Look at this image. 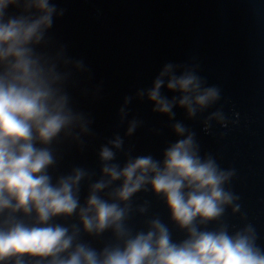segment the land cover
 I'll use <instances>...</instances> for the list:
<instances>
[{
  "label": "clouds",
  "instance_id": "obj_1",
  "mask_svg": "<svg viewBox=\"0 0 264 264\" xmlns=\"http://www.w3.org/2000/svg\"><path fill=\"white\" fill-rule=\"evenodd\" d=\"M19 3L0 0V264H264L255 227L248 223L230 231L224 220L229 208L233 215L241 210L239 196L227 187L234 170L202 156L195 133L180 122L173 125L180 139L162 160L138 156L121 167L112 161L123 139L116 136L108 142L111 147L102 146V176L89 185L83 203L80 185L89 175L84 168L53 178V145L67 137L79 141L90 132L91 121L72 107L67 73L58 69V60L36 51L52 26L55 6L50 0H24V11L38 14L5 19L9 6ZM164 77L178 99L161 95ZM147 96L153 110L170 119L174 106L191 119L221 99L220 90L206 86L194 70L175 75L172 65L165 66ZM212 121L229 123L220 109L204 121L205 131ZM136 127L131 121L127 135ZM149 188L164 201L170 221L186 233L181 242L173 241L159 217L148 220L145 230L130 224L131 198ZM138 211L145 213L147 206ZM73 217L76 223L57 222ZM82 234H109L110 239L97 248Z\"/></svg>",
  "mask_w": 264,
  "mask_h": 264
},
{
  "label": "water",
  "instance_id": "obj_2",
  "mask_svg": "<svg viewBox=\"0 0 264 264\" xmlns=\"http://www.w3.org/2000/svg\"><path fill=\"white\" fill-rule=\"evenodd\" d=\"M23 5L20 0L9 6L5 19L38 14L25 12ZM50 5L56 8L52 26L36 51L58 60V69L67 73L72 107L91 121L90 132L79 141L67 137L53 145V178L84 168L89 175L80 185L83 203L89 185L102 176V146L111 147L108 142L116 136L123 139L112 161L121 167L138 156L162 160L180 139L173 130L180 122L195 133L202 156L211 155L221 168L235 172L227 187L239 196L241 210L226 211L230 231L250 223L264 247V0H50ZM167 65L175 75L194 70L206 86L220 90V101L191 119L179 106L173 107L172 119L154 111L147 92ZM167 80L161 95L178 99ZM217 109L225 113L227 127L212 121L205 131L204 121ZM133 120L137 127L127 135ZM130 203L135 230H145L148 220L159 217L174 242L186 238L150 188L134 194ZM144 205L147 211L141 214L138 208ZM81 239L99 248L110 236L82 234Z\"/></svg>",
  "mask_w": 264,
  "mask_h": 264
}]
</instances>
